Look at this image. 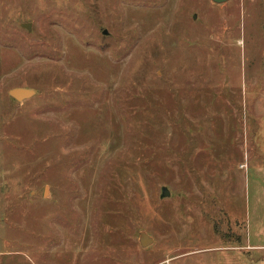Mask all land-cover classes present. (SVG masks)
Returning <instances> with one entry per match:
<instances>
[{"label": "rangeland", "instance_id": "obj_1", "mask_svg": "<svg viewBox=\"0 0 264 264\" xmlns=\"http://www.w3.org/2000/svg\"><path fill=\"white\" fill-rule=\"evenodd\" d=\"M0 264H264V0H0Z\"/></svg>", "mask_w": 264, "mask_h": 264}, {"label": "water", "instance_id": "obj_2", "mask_svg": "<svg viewBox=\"0 0 264 264\" xmlns=\"http://www.w3.org/2000/svg\"><path fill=\"white\" fill-rule=\"evenodd\" d=\"M212 1L216 2V3H221V2H225L227 0H212ZM21 24H22V26H25L27 29L30 28L29 22H23ZM106 32H107V30L104 29L103 33H106ZM8 93L11 97H13L16 100H23L25 98H29L32 95H34L35 90L31 87L16 86V87L10 88L8 90ZM167 195H169L168 188L166 186H162L160 197H164ZM138 241H139L140 245L147 246L153 242V237L150 236L146 231L142 230V231H139Z\"/></svg>", "mask_w": 264, "mask_h": 264}]
</instances>
